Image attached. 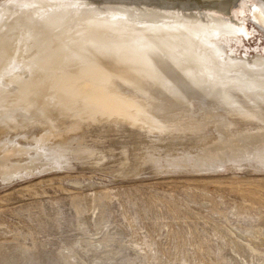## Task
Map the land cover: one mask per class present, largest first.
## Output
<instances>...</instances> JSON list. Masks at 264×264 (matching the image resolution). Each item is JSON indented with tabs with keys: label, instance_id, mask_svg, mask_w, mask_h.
Segmentation results:
<instances>
[{
	"label": "water",
	"instance_id": "water-1",
	"mask_svg": "<svg viewBox=\"0 0 264 264\" xmlns=\"http://www.w3.org/2000/svg\"><path fill=\"white\" fill-rule=\"evenodd\" d=\"M263 125L264 0H0V162Z\"/></svg>",
	"mask_w": 264,
	"mask_h": 264
},
{
	"label": "rangeland",
	"instance_id": "rangeland-1",
	"mask_svg": "<svg viewBox=\"0 0 264 264\" xmlns=\"http://www.w3.org/2000/svg\"><path fill=\"white\" fill-rule=\"evenodd\" d=\"M261 127L165 140L129 129L12 157L0 264H264V145L232 136ZM210 135L224 152L254 149L198 166Z\"/></svg>",
	"mask_w": 264,
	"mask_h": 264
},
{
	"label": "bare ground",
	"instance_id": "bare-ground-1",
	"mask_svg": "<svg viewBox=\"0 0 264 264\" xmlns=\"http://www.w3.org/2000/svg\"><path fill=\"white\" fill-rule=\"evenodd\" d=\"M232 134V133H231ZM219 135V134H218ZM241 135V136H240ZM229 136V135H228ZM231 136V135H230ZM229 136V137H230ZM232 136H235V140L234 141H239V142H243V141H248L247 143H250V145L252 144V143H258V144H263L264 145V129L261 127L260 129H257V130H254V131H248L247 133L245 132H243V131H240V132H237V133H235V135H232ZM223 137V136H222ZM210 138L211 139H209V140H205V139H201V140H203L202 141V143H204V144H207V143H209L207 146H205L204 148H202V150H201V157H199L198 158V162L196 163L198 166H201V165H204V164H206L207 162H216L217 160L219 161V163L221 162V161H223V160H228V161H230V160H232V158L234 159V162H236L237 163V159L238 158H240L241 159V157L242 156H244L245 157V155H250V153H249V151H251V150H253L254 149V147H252L253 149H251V150H248V154L247 153H245L244 154V152L243 153H241L240 152V154H234V153H232V150L234 151L235 149H231V151H230V148H232V147H230L229 148V150L227 149V152H224V150H226V148L222 151V148H224L222 145V147H220V144L221 143H223V142H220L219 143V146H217L216 144H218V143H216V142H214V143H212L214 140H215V138L214 137H212V135H210ZM228 138V137H227ZM231 138V137H230ZM237 138V139H236ZM220 139H221V137H220ZM220 139H218V142H219V140ZM220 141H222V139L220 140ZM229 141V140H228ZM231 141V140H230ZM237 141H236V143H237ZM224 142H226V141H224ZM238 142V143H239ZM216 143V144H215ZM228 143V142H227ZM212 144L214 145V146H212ZM225 144V143H224ZM229 144V143H228ZM227 144V145H228ZM235 143L233 142V144L230 142V145H234ZM254 144V145H255ZM216 145V146H215ZM238 145V144H237ZM236 145V146H237ZM239 145H241V144H239ZM244 145V144H243ZM245 145H248V144H245ZM250 145H248V146H250ZM262 145V146H263ZM225 147H226V145H224ZM252 146V145H251ZM261 146V147H262ZM234 147V146H233ZM240 147V146H239ZM238 147V148H239ZM242 147H244V146H242ZM261 147H260V149H261ZM245 148H246V146H245ZM249 149H250V147H248ZM256 148V147H255ZM257 148H258V146H257ZM256 148V149H257ZM237 149V148H236ZM240 149V148H239ZM255 149V150H256ZM238 150V149H237ZM236 150V151H237ZM241 150H242V148H241ZM259 150V149H258ZM262 150V149H261ZM231 152V153H228V152ZM240 151V150H239ZM245 151H246V149H245ZM257 151V150H256ZM39 153L41 152V151H38ZM45 152V151H44ZM253 152V151H252ZM59 153H61V154H67L68 153V151L65 149V148H61V149H59ZM254 153V152H253ZM253 153L251 154V155H253ZM48 154H50V153H48ZM257 158H258V161H259V163L261 164V166H264V150H263V152H261V151H257ZM42 155H43V153H42ZM41 155V156H42ZM199 155V156H200ZM40 156V157H41ZM44 156V155H43ZM42 156V157H43ZM255 156V153H254V155H253V157ZM19 157V156H18ZM41 157V158H42ZM20 158V157H19ZM33 158V157H32ZM37 158V157H36ZM38 158H39V156H38ZM44 158V157H43ZM42 158V159H43ZM46 158V157H45ZM243 158V157H242ZM14 159V158H13ZM255 159V158H254ZM253 159V160H254ZM11 158H8V159H4V160H2L1 162H0V175H2V176H5L6 177V180H7V178L9 177V175H11L12 176V174H13V172H15V170H19V169H17L18 168V164L16 165V164H11ZM40 160V159H39ZM256 160V159H255ZM26 161V160H25ZM37 162V159L35 160V159H33L32 160V164H34L35 163V165H37L38 163H36ZM20 163V162H19ZM28 163V162H27ZM42 163V162H41ZM217 163V162H216ZM224 163V162H223ZM30 164V163H29ZM27 165V164H26ZM210 165V164H209ZM21 166V165H20ZM27 166H29V165H27ZM38 166H39V164H38ZM38 166H37V170H38ZM30 167L32 168V165H30ZM29 167V168H30ZM40 167V166H39ZM43 167V166H42ZM20 168H23V167H20ZM25 168V167H24ZM24 168H23V170H24ZM26 168H28V167H26ZM208 168V167H207ZM261 168V167H260ZM33 169H35L34 168V166H33V168H32V170L31 171H33ZM29 170V169H28ZM32 173V172H31ZM26 174V173H25ZM16 175V174H15ZM20 175V174H19ZM8 176V177H7ZM17 176H18V172H17ZM14 177V176H13ZM15 178V177H14ZM13 178V179H14ZM4 180V179H3ZM5 180V181H6ZM8 180H12L11 178L10 179H8ZM9 182V181H8Z\"/></svg>",
	"mask_w": 264,
	"mask_h": 264
}]
</instances>
